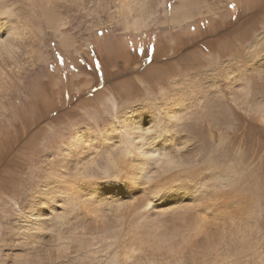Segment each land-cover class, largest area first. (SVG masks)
Here are the masks:
<instances>
[{"label": "bare ground", "instance_id": "obj_1", "mask_svg": "<svg viewBox=\"0 0 264 264\" xmlns=\"http://www.w3.org/2000/svg\"><path fill=\"white\" fill-rule=\"evenodd\" d=\"M178 1L0 0V125L3 119L10 124L2 135L19 140L20 125L30 121L37 127L42 110H36L38 94L31 79L37 76L40 83L51 81V74L44 80L43 67L55 62L50 55L56 49L67 55L70 51L81 54L75 40L77 31L90 36L107 27L111 32L118 28L142 31L152 24L161 26V14L165 22L168 19L172 25L178 24L185 20L177 21L180 6L194 5L201 12L206 2ZM52 36L56 48L49 49L46 43ZM88 40L91 47L93 39ZM211 57V62L217 63V57ZM257 59L252 64L256 68L264 57ZM219 67L221 76L216 80L199 75V79L177 81L173 91L159 97L136 101H131L132 87L122 83L126 95L112 94L107 100L111 110H106L107 117L102 122L92 118L96 127L71 113L66 123L71 124V132L57 140L47 139V148L58 140L59 145L48 153L42 178L35 172L36 186L13 199L12 212L3 207L5 195L0 193V219L6 216L0 224V263L248 264L255 256V264H264L253 235L257 224L246 225L254 213L258 217L263 214L264 206L255 197L256 210L248 201L250 193L239 192L241 176L237 170L213 159H199L204 133L210 141L217 135L221 144L241 136L234 130L227 135L218 129L227 124L222 116L229 122L232 119L227 128L233 129L236 115L241 116V112H230L235 105H246V119H260L264 124V109L260 112L255 108L263 100L249 96L246 102L240 100L239 90L241 93L245 87L238 80L240 76L231 75L228 63ZM84 78L77 72L78 83ZM53 79V85L59 86V78ZM196 81L205 86L197 87ZM183 92L188 94L179 95ZM189 122L196 123V131L203 135L182 134V129H189L185 128ZM49 127L63 132L61 126L49 122L41 128L48 133ZM246 133L244 137L255 139V150L261 152L259 164L264 168V135L257 138L249 129ZM103 159L106 166L102 168L99 164ZM13 160L3 163L16 166ZM13 166L9 181L15 185L7 189L15 194L21 176L14 174ZM96 171L103 178H97ZM158 183L160 190L146 199L144 191ZM258 226L264 227V214ZM10 245L16 251L3 259L4 249ZM251 247L255 250L250 256Z\"/></svg>", "mask_w": 264, "mask_h": 264}, {"label": "rangeland", "instance_id": "obj_2", "mask_svg": "<svg viewBox=\"0 0 264 264\" xmlns=\"http://www.w3.org/2000/svg\"><path fill=\"white\" fill-rule=\"evenodd\" d=\"M173 1H175L173 4H179L178 0ZM194 1L196 2V0ZM185 7L187 8L186 13H183ZM159 18L163 21L161 26L152 24L149 29L144 28L142 31H126L118 28L115 32H111V28L107 27V30L105 29L103 32L93 31L91 34L93 36L79 34L77 31L76 38H74L78 40L76 43L80 47L81 54L78 55L70 51L71 55H67L58 49L53 51L50 58L55 62L43 67L44 80L51 74L53 75L51 81L40 83V77L37 76L31 79V85L38 94V101L35 103L36 110H42V115L36 121L37 127L30 121L20 125L19 140H15L14 136L4 137L2 135V132L7 131L10 127L8 120L3 119V124L0 125V193L5 195L2 197L5 199L4 208L10 207V212H12L11 210L15 206L13 199H19L24 190L27 191L29 187L36 186L35 172L37 178H42L48 153L50 150H56L59 145L58 140L55 142L57 145L54 144L51 146L52 148H47V139L51 140L52 137L57 140L60 136L69 135L72 127L71 124L66 123H69L70 114L73 113L76 118H81L88 125L96 127L93 119L102 122L107 117L106 110L111 111L107 100L112 94L126 95V91L121 86L122 83L132 87L134 93L132 90L131 93L134 97L131 98V101L151 96L159 97L165 92L173 91L175 85L179 83L177 81L185 82L192 77L199 79V75L205 74L216 80L221 76L218 71L220 70L219 66L222 63H228V66H231V75H239V82L245 86L241 93V89L239 90L240 100L243 99V102H246L247 96L253 100L261 99L263 101L255 108H259L260 112L264 109V76L261 75L264 73V60L259 62L258 67L261 68V71L252 65L257 58L258 61L260 57L261 59L264 57V50H262V47L264 49V0H206L201 12L196 10L194 5L188 6L184 3L179 7L176 17L177 21L185 18L183 22L180 21L182 23H173L172 25L168 19L165 22L163 14ZM162 27L163 30H161ZM105 31L108 32L103 35ZM48 38L49 41L46 45L48 44L49 49L56 48V39L53 36ZM79 38L82 39L79 40ZM88 39H93L91 47H89L90 44L87 45ZM212 55L217 57L218 65L211 62ZM59 67L60 72H56ZM77 72L85 77L79 83L76 81ZM53 77L59 78V86L53 85ZM221 81L223 85L227 84L224 79ZM202 82L196 81L195 85L201 88L204 85ZM76 87H80V90H77ZM230 90L234 91L233 88ZM186 94L188 93L183 92L179 95L185 96ZM208 105H210L209 102ZM31 107L32 105H29L28 109ZM239 107L237 108L235 105V109L230 111L241 112V116L236 115L237 119L234 120L233 129L227 128L231 125L232 119L229 122L230 119L225 116L222 117L227 123L226 126L222 125L224 127L218 129L227 135H231L234 130L241 136L238 135L221 144L218 142L217 135L211 142L208 137H205V135L208 136V133H204V143H202L199 159H213L226 167L230 165L232 170H237L241 176L238 184L239 192L250 193L251 198L248 201L254 207H256V200L253 199L256 198L264 206V168L259 164L261 152L255 150L254 138L253 140L244 137L248 136L246 133L248 129L252 130V135L255 133L257 138L263 136L264 124L259 122L260 119L255 121L246 119L245 112L248 107L244 104H239ZM94 109L100 110L98 113L96 112L98 115ZM219 111L223 112L221 108ZM25 114L27 115V111ZM256 116L257 114L254 118ZM48 122L63 127H58L61 131L63 130V134L51 127H49L50 132L48 131V133L47 130L41 128L47 126ZM197 127L196 123L189 122L185 128L190 130L182 129L180 132L190 135V137H197L198 134L203 135L196 131ZM260 127L263 129L260 130ZM154 130L157 129L154 128ZM259 131L261 132L259 133ZM6 159H14L13 163H16V166L10 165L16 167L14 174L19 178L21 176L20 180L18 179L20 182L17 183L19 191L15 194L7 189L10 184H15L11 180L9 181L12 179L10 170L13 169L3 163ZM232 162L234 165H231ZM99 165L102 168L105 167V160H100ZM111 171L112 169H109V172ZM95 173L97 178H103L101 173L99 174L97 171ZM17 194L19 195L17 196ZM256 213L247 221L246 225L254 227L255 223L257 224L253 235L259 242L264 262V227L258 226L264 212L259 214V217ZM5 218L6 216L3 215L0 224L4 222ZM251 248L250 256L255 250L253 247ZM15 251L12 245L5 248L3 259L6 258V254L12 255ZM257 262L258 260L254 256L250 258L248 264Z\"/></svg>", "mask_w": 264, "mask_h": 264}, {"label": "snow or ice", "instance_id": "obj_3", "mask_svg": "<svg viewBox=\"0 0 264 264\" xmlns=\"http://www.w3.org/2000/svg\"><path fill=\"white\" fill-rule=\"evenodd\" d=\"M261 75L264 76V73H262ZM149 139H151V137H149ZM160 187H161V184L158 183L155 187L149 188L146 191H144L145 198L151 199L160 190Z\"/></svg>", "mask_w": 264, "mask_h": 264}]
</instances>
